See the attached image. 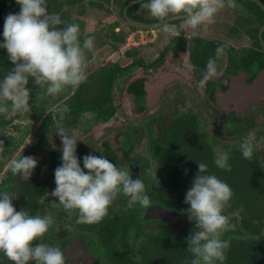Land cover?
<instances>
[{"label":"flooded vegetation","instance_id":"1","mask_svg":"<svg viewBox=\"0 0 264 264\" xmlns=\"http://www.w3.org/2000/svg\"><path fill=\"white\" fill-rule=\"evenodd\" d=\"M235 2V8L220 10L212 22L199 27L195 36L186 23L182 24L185 22L183 19L171 21L154 30H145L158 33L149 41L155 44V55L147 60L140 54L141 65L136 67L139 74L126 79L123 95L127 98V111H123L125 116L121 122L114 123L118 107L114 103L113 115L106 120L96 117L98 124L87 131L95 142L77 145V156L81 158L82 166L84 155H104L130 175L133 171L139 172V178L146 181L152 172H159L162 153L171 141L188 144L197 138L195 144L203 146L216 159L224 152L229 157L234 153L240 154L239 142L242 137L249 136L252 140L250 154L264 169V100L251 101L248 99L252 97L251 94L247 96L248 101H242L228 94L230 85L235 83L239 85L237 95H248L242 86H248L258 75L264 74V0ZM112 7L118 8L120 15V8L116 5ZM130 14L139 18L136 21L145 24L161 22L139 3L130 10ZM221 45H226L224 53L217 56L216 49ZM210 57L216 60L217 72L201 89L198 81ZM168 72H172L176 79L165 85L156 104L151 103L147 92L151 85L149 80ZM130 86L137 91L134 93L136 101L127 92ZM72 92L60 94L58 102L65 100ZM190 145L194 146L193 143ZM137 146L142 147L141 152L129 159ZM60 149L50 152L51 162L53 152H56L57 158L59 156L58 165ZM190 149L193 148L190 146ZM2 175L0 191L13 196V205H17V189L10 190L5 185L8 172ZM28 179L20 176V182H27ZM43 179L47 190L37 200L38 211L34 215L51 214L53 223L41 242L58 246L66 256V264H130L132 258L137 256V249H134L141 245L139 234L157 232L161 224L166 226L159 220H144L147 207L130 206L123 193L117 195L108 211H131L133 217L128 232H107L116 222V219L107 217L92 224H78L77 213L69 215L50 195L55 188L54 172H46ZM150 205L159 204L151 201ZM153 224L157 225L155 230ZM66 226H71L70 232ZM125 249L127 258L122 259L120 255L125 253ZM0 264L13 262L0 253Z\"/></svg>","mask_w":264,"mask_h":264},{"label":"clouds","instance_id":"2","mask_svg":"<svg viewBox=\"0 0 264 264\" xmlns=\"http://www.w3.org/2000/svg\"><path fill=\"white\" fill-rule=\"evenodd\" d=\"M148 13L161 21L183 17L192 35L205 23L212 22L220 10L235 8V0H136ZM19 11L4 18L0 36V49L6 50L13 67L0 77V114L30 112L31 89L29 80L39 86L45 96L55 99L68 88L78 87L86 81L87 53L94 51L95 40L84 36L78 23H68L59 14L47 10L48 0H15ZM183 14V15H182ZM63 25V27H60ZM167 29H165V32ZM226 45L216 49V55L224 53ZM214 58H209L198 84L201 89L216 74ZM67 105L54 108L52 117L62 148L60 164L54 170L55 188L50 195L71 215L77 213L76 223L92 224L100 221L108 212L119 193L128 199L129 205L148 207L151 203L140 178H132L125 169L118 168L104 155L91 153L77 156L76 135L64 130ZM58 112V115L55 114ZM252 150L249 136L239 142L241 155ZM3 152V141H0ZM229 155L219 154L214 163L226 169ZM32 156L9 160L13 176L30 178L37 166ZM208 164L198 161V171L185 193L184 210L194 229L188 235L187 249L192 254L190 264H216L223 256L226 243L220 235L227 217L223 212L230 199V185L215 173L208 171ZM185 174L189 171L185 169ZM156 179V173L153 177ZM13 196L0 191V253L13 264H66L64 252L54 245L41 242L53 223L48 215H33L28 210H16ZM71 231V226H66ZM33 241H38L33 244Z\"/></svg>","mask_w":264,"mask_h":264},{"label":"trees","instance_id":"3","mask_svg":"<svg viewBox=\"0 0 264 264\" xmlns=\"http://www.w3.org/2000/svg\"><path fill=\"white\" fill-rule=\"evenodd\" d=\"M131 0H86L85 3L89 10L103 9L109 11L112 6L120 8V17L123 18L122 10ZM84 0H48L47 10L53 14H59L65 18L68 23H78L81 29V39L84 36H92L87 30V19L83 18L85 12ZM136 5H131L126 10V15L132 20H139L131 16L130 10ZM79 8L78 11H72V8ZM19 11V5L15 0H0V32L3 31L4 18L9 13ZM127 27L131 30H140L129 26L124 20ZM98 28L100 25L97 24ZM111 28V26H108ZM116 28L108 30L107 43L114 50H119L125 43V35L118 34ZM3 37L0 36V40ZM123 57H127L131 62L128 65H121L119 62L107 63L95 71L87 74L85 82L78 87L73 88V92L65 100L58 102L56 106L50 109H43L37 106L43 90L32 83L31 78L27 87L31 89L29 103L31 111L28 112L30 118H42L41 124L37 129L34 138L36 144L28 151H24L17 158L31 155L41 149L44 133L50 129L56 128L52 119L54 108L67 105L69 111L65 113L63 126H77L80 123V117L84 114H95L99 120H106L113 115L115 109L113 104V92L117 80L128 78L133 69L141 65L140 53L135 48L125 50ZM13 65L8 60L6 50L0 49V77L6 75ZM124 81V80H123ZM70 92V91H69ZM132 94L133 100L136 99L137 91L133 86L127 91ZM135 96V97H134ZM136 101V100H135ZM33 111V113H32ZM58 115V112L55 113ZM9 122L0 116V131ZM22 138L14 140L12 138H0L3 141V152H0V172H3L5 166L9 163L11 154L22 143L27 132H22ZM190 136H192L190 134ZM176 143L171 141L162 153L159 172H152L146 181L145 191L150 201H156L157 204L171 210L185 212L188 207L184 203V196L191 181L198 171V161L207 163L208 171L215 173L218 177L225 180L231 187L230 199L225 203L223 212L227 217L225 227L221 230L220 235L225 240L223 245V256L216 260V264H264V169L259 166L252 154L243 156L234 153L228 159V167L220 169L215 166V158L203 146H197L195 143ZM190 146L193 149H190ZM58 153V152H57ZM52 170L58 166L57 154L53 152ZM43 162H38L33 170L30 179L27 182H20V175L13 176L10 167L5 185L8 189H17V205H14L17 211L21 209L28 210L30 214L38 211L37 200L47 190V184L43 179L41 172ZM185 169L189 171L185 174ZM156 173L155 180L154 174ZM14 185V186H12ZM113 222L109 233L128 232V225L132 222L131 211L125 213L111 210L104 216ZM123 218V219H121ZM189 220V219H188ZM162 226L157 232L148 231L139 234L141 245L135 248L136 258H132L130 264H190L192 254L187 249V237L179 238L173 234L167 226ZM189 229L193 231L194 221L189 220ZM137 233V232H136ZM121 253L122 259L127 258V249ZM119 259V257H117Z\"/></svg>","mask_w":264,"mask_h":264},{"label":"rangeland","instance_id":"4","mask_svg":"<svg viewBox=\"0 0 264 264\" xmlns=\"http://www.w3.org/2000/svg\"><path fill=\"white\" fill-rule=\"evenodd\" d=\"M86 0H84V4L82 5L85 9V12L83 13V18L87 19L86 28L88 31L92 33V37H94L95 40V49L94 51L87 53V61H86V74H89L91 70H94L96 67H99L102 64H106L109 62H116L119 61L120 64L125 65L130 62V60L126 57H123L124 50H131L135 48L136 52L140 53L141 55H144L147 60H150L154 55V43H149L150 40L154 38L155 35H157V32H150L145 30H131L127 27V25L123 22L122 18L119 15V9L115 7H111L112 10L106 11V6L103 9H94L89 10V7H87ZM79 8H72V11H78ZM65 19V18H62ZM186 22L182 23L185 24ZM97 24L100 25V28H98ZM108 26H111V28H116L120 32L118 34L125 35V45L123 51L114 50L112 49L109 44L107 43V34L108 30L111 28H108ZM60 27H63L61 25ZM122 48V47H121ZM139 71L133 69V72L130 74V78H133L134 76L138 75ZM127 77L123 80H117L116 86L114 87L113 92V101L117 104V113L116 117H114V123L115 121L121 122V120L124 118L125 113H123L124 110L127 111V102L126 97L123 95V90L125 89V83L127 82ZM73 88H68L63 92L68 93L69 91H72ZM62 94V93H61ZM62 94V95H63ZM61 95L56 97L55 99H51L47 96H45L44 91L40 96V100L37 101V106L40 108H47L50 109L53 106H56L58 101L60 100ZM63 97V96H62ZM33 113V111H32ZM0 116H3L5 120H7L9 123L0 131V138H12L14 140L22 138V132L26 131L27 135L24 137L22 143L17 147L16 151L11 154V159L17 158L21 153L24 151H28L30 148H32L36 142L37 139L34 138L35 133L37 129L39 128L41 124L42 118H35L32 119L29 116L28 112H8L4 114H0ZM80 123L79 125L75 126H68L66 129H64L67 133L76 135L80 140L77 141V145L79 143L83 144H93L95 140H92L91 137L87 134V131L90 129V127H93L94 125H97L99 120L96 118L95 114H84L82 117H80ZM112 121V120H111ZM111 121L109 123H111ZM99 126H102L101 123H99ZM101 130V129H99ZM57 129L52 128L48 133H44V137L42 140V146L41 149L36 151L35 153L28 155L34 157L37 162H43L42 168H41V175L46 174V172H51V155L50 152L52 150H58L62 148V143L59 134H56ZM89 136V137H88ZM142 147L137 146L136 151L130 155L129 159L133 158V155H139L141 152ZM95 155V154H93ZM59 158V156H58ZM57 158V159H58ZM9 167V163L5 166L3 173L7 170ZM0 172V177H2L3 174ZM13 203V198H12ZM178 211V210H176ZM179 212V211H178ZM153 229L155 230L157 228V225H152Z\"/></svg>","mask_w":264,"mask_h":264},{"label":"water","instance_id":"5","mask_svg":"<svg viewBox=\"0 0 264 264\" xmlns=\"http://www.w3.org/2000/svg\"><path fill=\"white\" fill-rule=\"evenodd\" d=\"M137 4L136 0L129 2L123 9V18L126 23L131 26L135 27L140 30H154L159 26L165 25L171 21L180 20L183 17H172L166 19L161 22L152 23V24H145L136 20H132L126 15V10L131 6ZM176 79L172 72L164 73L162 75H158L153 77L149 80L150 87L147 90L148 97L151 103H157L159 100V95L162 92L163 88L166 84L171 82L172 80ZM235 82V81H234ZM243 91L247 90L248 95H237L236 91L239 89V85L236 86L235 83L230 85L228 94L230 96L236 97L238 100L242 101H257L260 102L264 100V74L258 75V77L248 86H242ZM252 94V97L249 96ZM247 96L248 99H247ZM81 167H83L81 165ZM132 178H139V172H131ZM188 215L186 212H178L176 210H169L163 208L159 205H150L147 207L146 212L144 214V220H159L163 222L167 228L179 238H185L189 235L192 231L189 229V220Z\"/></svg>","mask_w":264,"mask_h":264},{"label":"crops","instance_id":"6","mask_svg":"<svg viewBox=\"0 0 264 264\" xmlns=\"http://www.w3.org/2000/svg\"><path fill=\"white\" fill-rule=\"evenodd\" d=\"M125 45V44H124ZM124 45H122L121 47H120V51L122 50L123 51V49H124ZM125 51V50H124ZM123 53V52H122ZM116 62H119V61H116ZM109 63H114V62H109ZM120 63V62H119ZM107 64V63H106ZM103 65H105V64H102V65H100L99 67H101V66H103ZM99 67H96L94 70H91V72H93V71H95L96 69H98ZM90 72V73H91Z\"/></svg>","mask_w":264,"mask_h":264}]
</instances>
